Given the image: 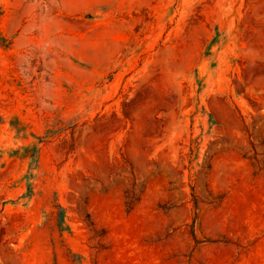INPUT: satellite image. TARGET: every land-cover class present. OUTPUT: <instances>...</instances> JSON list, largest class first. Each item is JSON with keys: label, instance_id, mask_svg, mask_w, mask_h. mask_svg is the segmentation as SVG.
Masks as SVG:
<instances>
[{"label": "rangeland", "instance_id": "obj_1", "mask_svg": "<svg viewBox=\"0 0 264 264\" xmlns=\"http://www.w3.org/2000/svg\"><path fill=\"white\" fill-rule=\"evenodd\" d=\"M0 264H264V0H0Z\"/></svg>", "mask_w": 264, "mask_h": 264}]
</instances>
